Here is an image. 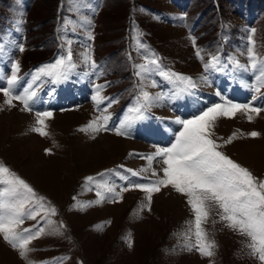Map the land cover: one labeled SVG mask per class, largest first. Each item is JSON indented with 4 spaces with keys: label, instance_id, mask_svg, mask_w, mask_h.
Masks as SVG:
<instances>
[{
    "label": "rangeland",
    "instance_id": "rangeland-1",
    "mask_svg": "<svg viewBox=\"0 0 264 264\" xmlns=\"http://www.w3.org/2000/svg\"><path fill=\"white\" fill-rule=\"evenodd\" d=\"M249 48L255 52V69ZM69 51L75 67L67 79L54 83L42 75L33 84L36 96L44 91L48 102L61 84L74 80L70 88L56 94L67 107H36L35 96L29 101L31 111H27L18 100L6 104L0 91V164L36 193L25 205L26 213L41 203L45 209H55V214L40 211L35 219L26 216L16 229H45L28 245L27 259L0 233V264H28V260L33 264H262L247 247L250 239L228 227L214 204L202 229L207 242L215 246L212 256H204L188 247L196 244V230L195 214L185 195L171 186H161L148 207L147 194L129 185L163 177L166 165L162 157L151 164L142 157L171 147L183 130L182 125L172 134L162 131L181 117V106L169 100L189 88L175 77L161 75L164 72L191 77L195 88L204 89L195 92L201 96L198 100L206 102L219 93L211 106L231 101L262 109L259 114L251 113V121L245 112L218 117L211 138L220 145L218 151L264 181V106L260 100H219L224 92L218 90L221 80L217 82L224 78L220 75L229 78L233 65L237 66L231 63L235 60L248 65L253 88L260 87L256 99L264 94V82L257 79L264 70V0H0V64L5 65L1 82L6 78L0 88L8 87L14 63L20 65V80L13 86L14 94H19L32 83L37 69L67 57ZM54 53V61L44 63ZM212 57L219 63L206 70ZM140 66H146L147 71ZM237 82L233 93L245 90L246 96L250 87L243 101L249 100L254 92L250 78L248 84L243 78L240 87ZM98 86H102L100 103L93 100ZM142 91L153 98L150 106L142 109V118H134L126 127V135H117L115 128L126 117L138 116L129 109L137 107L138 101L144 103ZM44 111L53 115L45 120L47 135H40L32 129L39 127L36 113ZM103 116L109 117L108 130L81 131ZM251 132L259 135L253 138ZM233 136L231 143H225ZM87 177L94 180L86 182ZM100 185L113 186L116 192L125 187L129 190L120 192L122 198L117 199ZM4 187L0 185V190ZM98 191L103 199L97 196ZM40 197L44 199L40 201Z\"/></svg>",
    "mask_w": 264,
    "mask_h": 264
},
{
    "label": "snow or ice",
    "instance_id": "snow-or-ice-1",
    "mask_svg": "<svg viewBox=\"0 0 264 264\" xmlns=\"http://www.w3.org/2000/svg\"><path fill=\"white\" fill-rule=\"evenodd\" d=\"M19 50L24 51L22 45ZM248 55L251 60V67L255 69L257 64L253 48L248 49ZM197 56H200L199 51ZM90 58V56L87 57V59ZM152 63L156 62L152 61ZM218 63V58L212 57L211 61L205 64V69L215 68ZM234 63L237 67H244L238 61ZM74 67L75 65L71 62V51H69L67 57H61L55 63L37 69L36 73L33 74L32 83H29L19 94H14L13 86L17 85L20 80L17 75L20 71L19 62L14 63L12 74L7 77L8 87L0 88V91L7 98L5 103L11 106L13 100H18L24 105V110L31 111L29 101L33 100L37 94L33 90V84L40 80L42 75L51 77L54 83H59L68 78L70 70ZM140 68L142 71H147L146 66H140ZM137 75H140V72ZM161 75L169 78L175 77L189 88L196 87L191 77L167 72L161 73ZM202 79L207 81V77ZM257 79L264 82V70L261 71V75ZM262 86H264V83H262ZM101 87H97L96 95L93 97V100L97 103L102 102L103 99L100 96ZM260 90V87L255 88L256 92H260ZM141 98L143 104L138 101L137 107L129 109L130 113L138 114V116L126 117L120 126L115 128L117 135H126V127L130 126L134 118H142V109L149 107L153 99L147 91L141 92ZM156 99H159V97H156ZM261 110V108L253 107L251 104L225 101L208 107L192 119L182 120L177 118L176 123L183 125V130L177 136L176 142L171 147L158 148L155 153L142 157L149 164L156 157H162V163L166 165L162 168L163 177L147 184H130L129 187L140 189L147 194L148 207L151 204L152 194L158 192L161 186H171L176 192L188 198L187 202L195 214L196 230V244L188 245L189 250L195 247L204 256L213 255L211 249L215 245L207 242L202 223L207 220L210 205L214 204L220 210V219L226 221L228 227L239 231L241 235L250 239L247 247L251 249V254L258 256V259L264 264V181H258L247 168L242 167L221 151H218L220 145L211 138V128L218 117H234L237 112H245L249 114L248 119L251 121V113L259 114ZM52 115L53 113L49 111L37 112L36 123L39 127H34L32 130L40 135H47L45 120L51 118ZM101 120L103 123L100 122ZM108 120V116L97 117L81 131L87 129H91L93 132L108 130ZM249 135L255 138L259 133L251 132ZM233 138L234 136L230 137L225 143H231ZM128 171L132 170L129 169ZM152 174L153 176L157 175L155 170ZM132 175L136 176L139 173L132 172ZM122 179L125 178L122 177ZM93 180V177L86 178V182H92ZM0 185L6 186L3 190H0V233L3 234L4 240L11 244L13 248L19 249L22 258L27 259L28 253L31 251L28 245L32 240L43 234L45 229L43 227L36 228L35 225L33 226L36 228L34 232L31 229L17 232L16 229L23 224L26 216L35 219L40 211L55 214V209H45L41 203L37 209L29 210L26 213L25 205L36 198V193L23 179L10 172L2 164H0ZM99 187L104 188L107 192L114 193L117 199L122 198L120 192L129 190L128 187H125L121 188L120 192H116L113 186L100 185ZM97 196L101 199L104 198L99 191ZM43 199V197L39 198L40 201ZM47 223L51 224L52 221L49 220ZM129 246H131V243H129ZM28 264H33V262L28 260Z\"/></svg>",
    "mask_w": 264,
    "mask_h": 264
},
{
    "label": "bare ground",
    "instance_id": "bare-ground-1",
    "mask_svg": "<svg viewBox=\"0 0 264 264\" xmlns=\"http://www.w3.org/2000/svg\"><path fill=\"white\" fill-rule=\"evenodd\" d=\"M245 70H243V71H240L241 73H240V76L242 77V73L244 74L243 75V78H244V80L246 81L247 80V74L244 72ZM2 74L4 75V66L3 65H1L0 64V77L2 78ZM1 78H0V80H1ZM243 78H242V80H243ZM237 84L239 85L238 87H240L241 86V82H237ZM245 90L244 91H239V90H236L235 91V95L237 96V97H241V96H243L244 97V95H245ZM197 95L195 94H192L191 96H190V98L188 97V99L190 100H187V101H185L183 104H184V107H185V105H186V109H187V112L186 113H188V112H191L192 110H197L205 101H201L200 99L198 100V97H201V96H197ZM203 96H205V95H203ZM206 96H209V95H206ZM205 96V97H206ZM210 98V97H209ZM57 102V100H56V98H55V100L53 101V103H56ZM177 119V118H176ZM175 120V119H174ZM173 121V120H172ZM171 121V122H172ZM166 122V121H165ZM164 123V122H163ZM170 123V122H169ZM173 123H176V121L175 122H173ZM173 123H171V125H169L170 127H165V128H163L162 129V131H163V133L164 134H166V135H168V134H172V132L174 131L173 129H175L177 126H178V123H176V124H173ZM169 137V136H168ZM133 143V142H132ZM107 146V145H106ZM256 148H258V146L257 145H255V149ZM108 149V148H107ZM251 149V148H250ZM253 152V151H252ZM256 152V151H255ZM257 153V152H256ZM252 154V153H251ZM261 154V153H260ZM255 156V155H254ZM252 157V156H251ZM250 158V157H249ZM254 159V158H253Z\"/></svg>",
    "mask_w": 264,
    "mask_h": 264
}]
</instances>
